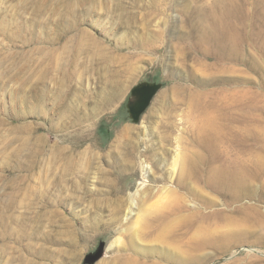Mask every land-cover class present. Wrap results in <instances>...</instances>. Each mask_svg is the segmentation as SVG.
Returning a JSON list of instances; mask_svg holds the SVG:
<instances>
[{"label": "rangeland", "instance_id": "rangeland-1", "mask_svg": "<svg viewBox=\"0 0 264 264\" xmlns=\"http://www.w3.org/2000/svg\"><path fill=\"white\" fill-rule=\"evenodd\" d=\"M190 101L233 121L216 154ZM186 148L264 159V0H0V264H264L254 220L198 246L147 241L163 184L135 166L171 173Z\"/></svg>", "mask_w": 264, "mask_h": 264}, {"label": "bare ground", "instance_id": "bare-ground-1", "mask_svg": "<svg viewBox=\"0 0 264 264\" xmlns=\"http://www.w3.org/2000/svg\"><path fill=\"white\" fill-rule=\"evenodd\" d=\"M221 29L219 28V30ZM221 32L222 35H225V39L232 41L231 35L228 36L225 31ZM216 104L215 102L205 104L190 101L192 109L201 118V124H204L201 130L202 138L207 145L212 147L215 154V146L228 140L227 137L232 134L234 129L232 119L225 117L228 113L226 115L217 114V110L224 111L225 109L222 105ZM177 140L180 141V138ZM224 154L225 156H222L221 160L222 163L218 165L214 157L205 159L194 149L186 148V151L177 153L175 156L171 173L165 171L159 174L162 169L156 163H152L151 168L148 165L146 167L144 163L135 166L133 175H137L136 172L142 171L144 173V183L149 178L155 183L163 184L162 186L149 187V193L152 196L160 191L161 194L156 201L151 203L146 210L145 207L143 211L146 214L154 213L153 209L167 212L158 215L153 222L147 220L144 222L143 216L141 217L143 221L142 229L145 228L148 233L147 241L172 244L175 242L176 235L178 244L181 245L183 240H186L187 237L191 239V235L194 234L195 243L202 240V242L196 243L198 246L203 242H215V240L210 241L209 238L220 227L231 230L238 228L243 230V236H248L247 230L253 227L249 220H254L258 223L257 226L264 230V207L260 206L264 203V190L259 191L258 187L260 185L258 186L257 182L264 178L263 156L258 153L250 159L244 158L245 164L234 165L232 149H226ZM208 163L210 164V171L207 168ZM200 164H203L205 169H202ZM204 172L206 173L204 174ZM201 193L206 194V200L202 203H197L196 200L190 198V194L199 195ZM118 194L123 203L126 197L124 187L119 189ZM212 194L220 196L221 200L213 197ZM128 198L127 218L133 213L134 208L139 205L138 202L147 198V193H144L142 197L139 192L130 194ZM248 199L256 203H244ZM218 206L222 208L217 209ZM125 232L123 231V233ZM123 240V235L119 234V237L110 248H119L123 244ZM261 241L264 244V238ZM113 264L138 263L119 258Z\"/></svg>", "mask_w": 264, "mask_h": 264}, {"label": "water", "instance_id": "water-1", "mask_svg": "<svg viewBox=\"0 0 264 264\" xmlns=\"http://www.w3.org/2000/svg\"><path fill=\"white\" fill-rule=\"evenodd\" d=\"M152 94V93H151Z\"/></svg>", "mask_w": 264, "mask_h": 264}]
</instances>
